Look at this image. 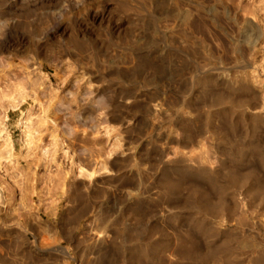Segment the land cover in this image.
I'll return each mask as SVG.
<instances>
[{
	"label": "rangeland",
	"instance_id": "374dc122",
	"mask_svg": "<svg viewBox=\"0 0 264 264\" xmlns=\"http://www.w3.org/2000/svg\"><path fill=\"white\" fill-rule=\"evenodd\" d=\"M223 2L0 0V264H96L105 217L150 227L154 264L264 263V0Z\"/></svg>",
	"mask_w": 264,
	"mask_h": 264
},
{
	"label": "bare ground",
	"instance_id": "6f19581e",
	"mask_svg": "<svg viewBox=\"0 0 264 264\" xmlns=\"http://www.w3.org/2000/svg\"><path fill=\"white\" fill-rule=\"evenodd\" d=\"M205 1V3H206V1L207 0H204ZM209 1V0H208ZM211 1H216V2H221L223 5L226 3H224L223 2V0H211ZM228 1H232V0H228ZM202 2V1H201ZM209 3H211V2H209ZM208 4V3H207ZM221 5V4H220ZM221 7V6H220ZM225 7V6H224ZM226 9V8H225ZM228 9V8H227ZM226 9V10H227ZM230 10V9H229ZM228 11V10H227ZM230 12V11H229ZM186 14V13H185ZM228 14V13H227ZM239 15H237V14H235V21L238 23V25L240 24L241 25V23L239 22V20H240V18L238 17ZM242 34H239L238 35V37H237V40H236V43H235V45H234V47H233V51H235V53L237 54V53H239L240 54V59H242V65H247L248 66V60L249 59H247L248 57H249V55L251 54V53H253L254 52V50H255V48L257 47V45L259 44V42H260V40H261V38H262V36H263V34L262 33H254V28H255V25H254V23L251 21V20H243V23H242ZM230 38V37H229ZM234 43V42H233ZM6 45L5 44H2V43H0V48L2 49L3 47H5ZM232 46V45H231ZM247 57V58H246ZM201 84H202V82H201ZM40 83L38 84V93H39V87H40ZM206 86V85H205ZM41 90V89H40ZM239 92H243L244 94L245 93H247V95L249 96V91L251 90V88H250V86H248V83L246 84H244V83H240L239 84V87H238V89H237ZM212 93H213V91H211ZM211 92H210V94H211ZM40 94L42 95L43 94V91H40ZM215 94V93H214ZM215 95H217V94H215ZM222 97V96H221ZM223 98V97H222ZM250 99H253L252 98V96L251 97H249V100H248V102H250L251 100ZM24 101V97H21V99L19 100H13L11 103H10V105H9V107L10 108H12V109H15V108H17L22 102ZM70 132H68V134H69ZM6 136V135H5ZM2 144H3V146H5L6 148H9V142H8V139H7V137H5V139H3V141H2ZM4 148V147H3ZM4 150L6 151V149L4 148ZM184 171V170H183ZM198 174L200 175V176H203V177H208L210 180V182L212 183V185L213 184H215L214 183V181H213V178H211L210 177V175L205 171V170H202V169H199L198 171ZM182 177V176H181ZM185 179H186V177H185ZM182 180H184V179H179V181L178 182H170V180L168 181L167 180V176H165V180H164V182H163V187L166 189V190H169V191H174V190H176V189H178V187L180 186V183L179 182H181ZM211 187V186H210ZM254 194V200H255V202H263L264 203V193H263V198H261V193L260 192H258V190H256V191H254L253 192ZM79 194V193H78ZM69 196V195H68ZM76 197H77V194H76ZM83 196H81V198H82ZM137 197V196H136ZM204 197V196H203ZM202 197V198H203ZM218 197V196H217ZM72 198V197H71ZM78 199H79V197H78ZM205 199V198H204ZM77 200V199H76ZM75 200V201H76ZM83 200H85V199H83ZM138 200V199H137ZM79 201V200H78ZM139 201V200H138ZM82 202V201H81ZM205 202V201H204ZM217 202V201H216ZM208 204V203H207ZM221 204V203H220ZM78 205H81L80 203L78 204ZM86 205V204H85ZM84 205V206H85ZM149 205V204H148ZM75 206H77V205H75ZM135 207H133L132 209H130L131 211H133L134 212V214H137V215H140V212H142V210L140 211V207L139 206H141V205H139L138 203L136 204V205H134ZM147 206V205H146ZM209 206V205H208ZM151 207V206H150ZM142 208V207H141ZM216 207H214V206H212V207H210L209 209L211 210V211H215L216 209H215ZM76 210V209H75ZM129 210V209H128ZM143 210H144V208H143ZM81 211V210H80ZM107 211V210H106ZM217 211V210H216ZM87 212V211H86ZM102 212V211H101ZM126 212H128V211H126ZM133 212H130V215L133 213ZM89 213V212H88ZM87 213V214H88ZM121 213H123V212H121ZM68 214V213H67ZM70 214H71V212H70ZM69 214V215H70ZM49 215H52V214H49ZM102 215V214H101ZM53 216V215H52ZM81 216V213H78L77 215H76V218H79ZM142 216V215H141ZM50 217V216H49ZM74 217V216H73ZM98 217H100V216H98ZM140 217V216H139ZM143 217V216H142ZM141 217V218H142ZM85 218V217H84ZM109 217H105V219H104V221L102 222V223H104V225H105V229H108L107 230V232H110L112 235L111 236H113V238L115 239V241L118 239V238H121V240H120V242H116V243H114L113 245H112V247L110 248V249H102V251L100 250V259H99V261L96 263V264H118V263H124V264H154V261H152L151 260V257H153L154 256V253H155V250H153V248H152V246H151V244L153 243L152 242V240H151V238H152V235H153V231H152V229H147V231H145L144 232V234H145V236H144V234L142 233V231L143 230H141L142 229V227L139 229V227L138 228H135V229H133V230H130V229H128V228H126V227H124V228H121V230H119V229H117L118 227L117 226H119L120 224H121V219L119 220H116V219H114V221L113 222H111L110 223V221H109V219H108ZM117 218H119V217H117ZM68 220H69V218H67ZM83 219V218H82ZM97 219V218H96ZM73 220V219H72ZM116 220V221H115ZM71 221V220H70ZM73 221H75V220H73ZM79 221H81L80 219H79ZM92 221H94L93 219H92ZM92 221H89V223L90 222H92ZM36 222V221H35ZM68 222V221H67ZM66 222V223H67ZM40 223V222H39ZM87 223V222H86ZM93 223V222H92ZM101 223V224H102ZM127 223V222H126ZM143 223V222H142ZM38 224V223H37ZM93 225H96V222L93 224ZM103 225V226H104ZM145 225H148V224H145ZM40 226V225H39ZM90 226H92V224L90 225ZM99 226V225H98ZM102 226V225H101ZM124 226V225H123ZM34 227V226H33ZM88 227V226H87ZM94 227H97V226H94ZM121 227V226H120ZM146 227V226H145ZM197 227V226H196ZM202 227V226H201ZM41 228V227H40ZM89 228V227H88ZM92 228V227H91ZM133 228V227H132ZM143 228H144V226H143ZM153 228V227H152ZM204 228V227H203ZM211 228V227H210ZM43 229H45V228H42V231H43ZM76 229V228H75ZM96 229H98V228H96ZM99 229H100V227H99ZM205 229V228H204ZM203 229V234H205V230ZM47 230V229H46ZM46 230H44V232H46ZM68 230V229H67ZM74 230V229H73ZM81 230V229H80ZM101 230H103L102 228H101ZM110 230H112V231H110ZM154 230V229H153ZM20 231V230H19ZM71 231V230H70ZM97 231V230H96ZM211 231V230H210ZM74 232V231H73ZM94 232V231H93ZM93 232H91L90 230H89V232L88 233H93ZM106 232V233H107ZM65 233H66V231H65ZM64 233V234H65ZM86 233V232H85ZM97 233L98 232H94V235L96 236L97 235ZM72 234V233H71ZM87 234V233H86ZM99 234V233H98ZM101 234L102 235H104L105 233L104 232H100V234H99V237L101 238V239H103L102 238V236H101ZM20 235V234H19ZM68 235V234H67ZM90 235V234H89ZM93 234L91 235L92 237L94 236ZM107 235V234H106ZM110 235V234H109ZM69 236V235H68ZM98 236V235H97ZM105 236V235H104ZM216 236V235H215ZM99 237H96V239L97 240H100V238ZM66 238V237H65ZM69 238V237H68ZM73 238V237H72ZM90 238V237H89ZM113 238H111V240L113 239ZM188 238V237H187ZM74 240V239H73ZM84 240V239H83ZM96 240V241H97ZM104 240V239H103ZM186 240H191V239H186ZM70 241V240H69ZM81 241V240H80ZM90 241H91V239H90ZM102 241V240H101ZM145 241H146V243L147 244H144L145 243ZM183 241V240H182ZM181 241V244L182 245H180V244H178L179 246H177V247H179V250L178 251H180L181 253H182V255L183 256H185V257H188L190 254H191V248L193 247V246H195V243L193 244V243H190V242H192V241H190V242H188L189 244H190V246H188V244L184 241V242H182ZM72 242V241H71ZM84 242V241H83ZM95 242V241H94ZM93 242V243H94ZM104 242V241H103ZM144 242V243H143ZM152 242V243H151ZM87 243V245H90V243L91 242H86ZM85 243V244H86ZM89 243V244H88ZM98 243H100V242H98ZM77 244H78V242H77ZM95 244V243H94ZM18 245V244H17ZM80 245H82L81 247H83V244L81 243ZM107 245V244H106ZM145 245V246H144ZM167 245H168V243H167ZM80 247V246H79ZM92 247V246H91ZM93 248V247H92ZM86 249H88L87 247H86ZM98 249V248H97ZM101 249V248H100ZM72 250V249H71ZM91 250V249H90ZM81 251V250H80ZM86 251V250H85ZM61 252V251H60ZM72 252H73V250H72ZM82 252V251H81ZM89 252V251H88ZM92 252V251H91ZM94 252V251H93ZM99 252V251H98ZM97 252V253H98ZM62 253V252H61ZM64 253V252H63ZM62 253V254H63ZM219 253H223L224 254V263L225 264H235V262L233 261V262H231L230 260H229V255H230V253H231V249L229 248V246H228V244H227V242H222L221 244H219L218 246H215L213 249H212V251L210 250V251H208V252H206L204 255L205 256H202L203 258L204 257H216V255H218ZM66 254V253H65ZM93 254V253H92ZM96 254V253H95ZM24 255V254H23ZM78 255V254H77ZM82 255V254H81ZM87 255V254H86ZM94 255V254H93ZM62 256V255H61ZM75 256V255H74ZM98 256V255H97ZM96 256V257H97ZM20 257V256H19ZM22 257V256H21ZM33 257V256H32ZM86 257V256H85ZM29 258V257H28ZM34 258V257H33ZM64 258V257H63ZM66 258H67V256H66ZM73 259L75 258V257H72ZM84 258V257H83ZM87 258H89V257H87ZM32 259V258H31ZM48 259V258H47ZM86 259V258H85ZM84 259V260H85ZM29 260H30V258H29ZM64 260H65V258H64ZM66 260H70V259H66ZM76 260V259H75ZM79 261H80V259H78ZM82 260V259H81ZM155 260V259H154ZM95 261V260H94ZM157 261V260H156ZM54 262V261H53ZM90 261H88V260H86L85 262H84V264H91V263H89ZM81 263V262H80ZM95 263V262H94ZM93 263V264H94ZM12 264H14L13 262H12ZM35 264V263H34ZM236 264H238V263H236ZM240 264H241V261H240ZM259 264H262V263H259ZM264 264V263H263Z\"/></svg>",
	"mask_w": 264,
	"mask_h": 264
}]
</instances>
